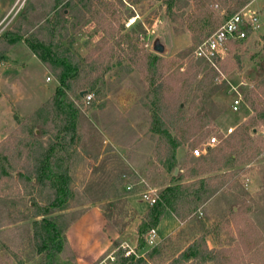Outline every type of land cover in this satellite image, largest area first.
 I'll use <instances>...</instances> for the list:
<instances>
[{
    "label": "rangeland",
    "instance_id": "374dc122",
    "mask_svg": "<svg viewBox=\"0 0 264 264\" xmlns=\"http://www.w3.org/2000/svg\"><path fill=\"white\" fill-rule=\"evenodd\" d=\"M169 2L0 0V264H40L34 222L57 194L50 180L33 175L28 182L26 177L38 154L55 144L61 146L54 155L72 191L66 208L53 213L63 215L67 239L63 262L56 264H97L110 255L115 258L107 261L114 264L123 256L122 244L149 257L152 246L140 244L152 205L142 194L159 195L168 185L202 178L210 180L214 194L182 218L165 212L154 227L166 247L150 264H170L204 240L213 260L184 264H264V119L253 122L258 111L250 104L232 111L231 97L220 83L228 78L244 87L257 84L251 78L264 61V0L238 9L257 11L261 27L246 40L231 42L218 69L195 50L239 0H172L171 9ZM205 21L209 25L201 36L189 29L188 24ZM159 35L167 54L152 49ZM38 38L53 41L80 65L65 88L78 109L76 127L59 135L65 127L55 104L60 80L28 44ZM147 52L163 58L157 84L164 88L157 97L168 123L177 121L172 132L183 142L172 168L159 160L165 144L152 129L156 95L145 72ZM206 76L212 83L199 89ZM261 91L253 96L259 111L264 110ZM183 112L186 118L179 122ZM230 126L239 135L250 131L252 140L238 149L229 146ZM254 126L257 133H252ZM212 136L220 142L207 145ZM14 144L21 154L12 156ZM198 147L206 148L200 156L194 154ZM217 149L224 159L217 164L223 166L233 154L235 166L212 169L219 165L203 161Z\"/></svg>",
    "mask_w": 264,
    "mask_h": 264
},
{
    "label": "trees",
    "instance_id": "16d2710c",
    "mask_svg": "<svg viewBox=\"0 0 264 264\" xmlns=\"http://www.w3.org/2000/svg\"><path fill=\"white\" fill-rule=\"evenodd\" d=\"M252 0H239L234 8L230 10L231 15L236 13L238 9L250 3ZM169 9L172 8V0L169 2ZM230 15V16H231ZM202 22V21H201ZM189 29L196 33L198 36H201L199 33H203L207 25H209L208 21L204 23L198 22L197 24H188ZM22 38L19 36L17 39ZM13 41V39H10ZM28 44L32 48V50L39 56V58L46 63L51 69L56 73L57 77L60 80V86L57 89V94L55 98L56 108L59 111V118L65 123L64 130L68 131L71 129H75L76 127V117L78 114V109L73 103V101L68 100L65 88L70 86L71 80L76 77L80 73V65L76 64L71 57L61 52V49L55 47L53 41H46L44 39L38 38L35 40H28ZM147 60L145 72L149 75L152 85H154V95L156 98L152 102V129L154 132L160 134L161 136V148L164 150L163 157H159L161 162L165 161V164L172 168L178 163L177 160V150L182 145L183 142H180L179 138L173 135L172 131H176V123L177 121H171L168 123V119L170 118L166 116V113L162 111V105H160V99L158 93L163 92V84H157L158 78H160V68L162 63V57L153 53L147 52ZM136 61V60H134ZM195 69V67H194ZM199 70L194 72V77L198 73ZM255 77L251 78L252 80H257V84L252 87H244V92L248 104L252 106V109L258 111L257 115L253 118V122H256L259 119H264V110L259 111L256 106L255 100H253V96L260 90L264 92V61L260 62L254 71ZM199 89L206 87L210 82L206 77L200 80ZM227 89V87H226ZM228 92V89H227ZM229 94V93H228ZM151 95V94H150ZM79 97H82L80 93H78ZM229 97L230 94L228 95ZM160 97V96H159ZM159 99V100H158ZM180 110L182 109V105H178ZM186 113L183 112L178 116V121L181 122L182 119L185 120ZM171 117V116H170ZM183 120V121H184ZM183 125V124H182ZM255 126L252 128V133H257L254 130ZM230 144L231 147H236L238 149L248 144L250 140H252L250 136V131H244L241 135L238 132L230 133ZM238 137L241 139L237 142H232L237 140ZM15 146L11 150L12 156L19 155L22 153L21 149L18 148V144H14ZM61 146L59 144H55L51 146V148L47 151L46 149L41 151L38 154L40 159H37L35 163H32V170L30 174L26 177V180L29 182L32 179V176H36L39 181L46 182L50 180L51 185L56 190V198L50 203V206L45 209V212L41 213L42 218L37 219L34 222L35 228V236L37 238V247L38 253L41 254L40 264H56L58 262H63L61 258V254L64 252L66 248V235H65V227L62 223V214H53L57 211H61L66 208L68 201L72 196V191L69 187V178L67 171L63 168L62 163L58 160V158L54 155L55 152L59 151ZM211 149H214L211 147ZM222 149L215 150V154L213 156L204 159L203 161H209V164H217L221 163L220 153ZM239 150H236V152ZM243 151V150H242ZM20 152V153H19ZM7 159L12 160L11 155H6ZM17 157V156H16ZM13 157V161L16 159ZM236 164V158L232 154L225 160L223 166H216L212 169H222L233 167ZM5 175H9L6 172ZM24 175V174H23ZM22 175V176H23ZM216 177V176H215ZM207 178H202L196 182H189L188 184H171L168 185L162 192H160L159 197L157 198L154 205H152L148 216L146 217L144 225L147 229L154 227L160 223L161 218L167 211L174 212L179 217H184L188 213L192 212L193 209L199 207L203 202H205L209 197H211L214 192L211 190V182ZM31 182V181H30ZM209 183V184H208ZM144 244V239L141 241V246ZM166 244L158 243L154 247L151 248V252H149V257H136L132 256H120V258L114 264H150L151 258H154L157 255H161L164 253V249ZM211 250L207 244V241L197 242L195 244H191L188 250L183 251L179 256H177L170 264H184L186 261L191 259H202V261H210L213 260L211 256Z\"/></svg>",
    "mask_w": 264,
    "mask_h": 264
},
{
    "label": "built area",
    "instance_id": "2783aa9c",
    "mask_svg": "<svg viewBox=\"0 0 264 264\" xmlns=\"http://www.w3.org/2000/svg\"><path fill=\"white\" fill-rule=\"evenodd\" d=\"M261 27L259 14L255 10L243 9L228 17L220 27L215 30L210 36L204 39L196 48L195 53L199 59H202L211 64V66L218 69V62L223 59L228 50L229 44L237 40H246L251 34L259 31ZM48 81L51 77L47 78ZM220 83L225 84L228 89V93L231 96L230 109L234 112H241L245 107H249L248 101L244 92V84H237L230 81L228 78L221 79ZM93 94L86 95L88 101L92 99ZM236 127L230 126L227 134L232 133ZM220 142L219 137L212 136L207 145L214 146ZM206 151L205 147H198L194 149L196 156L202 155ZM133 185H128V189H132ZM159 195L150 196L149 193L144 192L142 194L143 199H147L151 205H154ZM145 246H155L159 242V232L156 227L148 229L144 237ZM122 250L124 256H136L146 257L144 254H140L130 244H122ZM114 259L113 255H110L106 260L99 261L97 264H109L108 259Z\"/></svg>",
    "mask_w": 264,
    "mask_h": 264
},
{
    "label": "water",
    "instance_id": "95a60500",
    "mask_svg": "<svg viewBox=\"0 0 264 264\" xmlns=\"http://www.w3.org/2000/svg\"><path fill=\"white\" fill-rule=\"evenodd\" d=\"M152 49L159 54H167L168 45H167L163 35H159L155 38V40L152 42ZM86 92H87L86 90H83L81 92V95L85 96ZM177 172H178V168H176V170H175V173H177Z\"/></svg>",
    "mask_w": 264,
    "mask_h": 264
}]
</instances>
